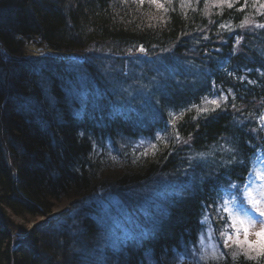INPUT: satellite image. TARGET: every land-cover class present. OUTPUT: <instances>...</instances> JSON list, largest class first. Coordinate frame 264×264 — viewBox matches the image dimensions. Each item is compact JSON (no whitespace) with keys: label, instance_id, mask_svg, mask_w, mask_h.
Wrapping results in <instances>:
<instances>
[{"label":"trees","instance_id":"16d2710c","mask_svg":"<svg viewBox=\"0 0 264 264\" xmlns=\"http://www.w3.org/2000/svg\"><path fill=\"white\" fill-rule=\"evenodd\" d=\"M157 3L0 0V264H173L201 228L222 243L213 199L239 192L264 156V28L246 26L264 24V0ZM32 38L83 58L26 55ZM220 94L215 112L192 107ZM140 141L155 155L115 151ZM65 199L57 220L7 230L25 233ZM219 248L220 264H257Z\"/></svg>","mask_w":264,"mask_h":264},{"label":"snow or ice","instance_id":"6c2138e0","mask_svg":"<svg viewBox=\"0 0 264 264\" xmlns=\"http://www.w3.org/2000/svg\"><path fill=\"white\" fill-rule=\"evenodd\" d=\"M135 2V0H133ZM145 0H139L140 5H143ZM150 4H155L158 8H163V4L157 3V0H148ZM171 2V0H169ZM222 3L227 2V0H221ZM232 3H228V7L231 8ZM261 8H264V3L260 4ZM167 11V9H164ZM240 11L243 8L238 9ZM246 23H253V21H246ZM224 27V25H221ZM243 27V25H241ZM257 28H264V24H256ZM204 39H208L207 36ZM240 37H237L236 43H240ZM138 51L141 53L145 52L143 46H141ZM232 75L231 72L228 73ZM241 81L245 79V77L241 76L239 78ZM249 83H255V81H249ZM231 94V90H230ZM205 101L207 98L205 97ZM221 101L227 102V97L223 94L219 95L218 99H212L207 101L214 107L212 108H199L196 105H192V107L197 108V112L203 115H207L209 112H215L217 108L221 107ZM187 111H191V108L187 109ZM169 115H173L169 113ZM197 117H193L196 119ZM176 117L173 115V120L170 123H174ZM259 122L264 124V115H261L259 118ZM255 131V129H253ZM83 135V133H81ZM157 140L160 139V136L157 135ZM176 142H180L181 138L179 133H176L175 137ZM184 143H188V141H183ZM144 144V141H141V145ZM167 147V145H165ZM152 155H155L156 145L152 144ZM94 151L96 150V146L94 145ZM228 151H234L233 149H228ZM149 155V151L147 148L143 152L135 153V158L133 159V163L141 156ZM202 155V154H201ZM236 163L235 157H232L229 160H225L220 167L228 169L230 165ZM243 164V161H240ZM230 187L235 189H239V185L230 184ZM260 189H264V158H258L257 166L254 169L250 170V175L248 176L247 182L244 185V188L240 190V192L233 191L230 194L229 199H224L222 203L219 200L213 199V204L216 205L215 211L220 220L225 221L223 230L220 231V238L223 240V244L225 248L238 247L240 248V252L232 251L230 253L232 260L235 262L239 259L241 255H243L245 260L250 261H259L261 258H264V220H260V217H264V191ZM256 195H253V193ZM219 193L217 192V196ZM247 201L250 208H246L243 206L244 201ZM213 204H202V208L204 210V215H202L200 219V224L203 226L208 222L209 219V209L213 207ZM258 213V215H254L253 211ZM226 214V215H225ZM260 224L259 231H254L250 233V229H255L256 224ZM155 221L153 220V225ZM229 227H231L232 232L228 231ZM241 232L244 235V239L240 240ZM249 234H253L256 236L255 241H249ZM128 233L125 234V239H127ZM205 229L201 228L200 234L198 235L196 241L186 242L184 245L183 253H177L174 257L173 264H180V262L188 256H191L193 259L191 264H220L221 261L225 259V253L220 250L218 244L213 241L212 238V229H207V240L208 243L205 242ZM189 243H191V247H189Z\"/></svg>","mask_w":264,"mask_h":264},{"label":"rangeland","instance_id":"374dc122","mask_svg":"<svg viewBox=\"0 0 264 264\" xmlns=\"http://www.w3.org/2000/svg\"><path fill=\"white\" fill-rule=\"evenodd\" d=\"M256 24H257V22L254 21L253 23H247L246 26H248V30H249V29H252L254 26H256ZM33 47L34 48H37V51L36 52L33 51V49H32ZM24 52H25L26 55H32V56H39V55H46V54H51L52 55V54H54V52H48V48L41 41H39L38 38H32L31 40L25 41V43H24ZM137 53H141V52L140 51H137ZM75 57L80 58V59L83 58V56H80L78 54L75 55ZM146 144L147 143L144 142V144L141 145V141L138 142V144L137 143H131V146H130V149L129 150H127V151H121V150H117L116 149L115 151L119 155H121L122 157H123V155H127L129 157H135L134 154L135 153H138L139 150H140V148L142 150L144 148V145H146ZM148 156L149 155L144 156V158L145 159H148ZM123 158H125V157H123ZM108 160L110 162H112V163H108V165L114 164L113 162H119V158H116V156L113 155V154L109 156ZM125 163L128 164L129 161L127 160ZM118 167H119V164L117 165V168H115V166H113L112 168L113 169H118ZM260 190L261 191H264L262 189H260ZM69 203H70V199H65L61 203L56 204L55 209L53 210V212L50 215H52V214H54V215L59 214L60 212H62L64 210H67V209L70 210ZM45 219H46L45 217H41V218L38 219V221L41 220V223H42L43 221H45ZM13 222L14 223L15 222L17 223V222H21V221L19 220V218L14 217L12 223H9V224L11 225V224H13ZM36 223H37V221H34V222L29 223L28 225H26V232L25 233L16 231L15 229H13V230L11 229L10 231H12V235L15 238H17L16 237L17 235L20 238H23V237H25L28 234V232L31 230V228L36 225ZM10 228H12V227H10ZM259 229H260V224L257 223L255 229H250V233H252L254 231H259ZM15 238H14V240H15ZM240 238H243L244 239V236H240ZM248 240L249 241H255L256 240V236L253 235V234H249ZM183 264H190V263H183Z\"/></svg>","mask_w":264,"mask_h":264},{"label":"bare ground","instance_id":"6f19581e","mask_svg":"<svg viewBox=\"0 0 264 264\" xmlns=\"http://www.w3.org/2000/svg\"><path fill=\"white\" fill-rule=\"evenodd\" d=\"M33 49V51L34 52H36L37 51V48H32ZM214 93V92H213ZM153 143H150V144H146V145H144V148L140 151V152H143L144 150H145V148H147L148 149V151H149V153L152 151V148H151V145H152ZM101 153L100 152H98L97 153V155H96V157H97V159H100L101 158ZM71 208V207H70ZM69 212V210L67 209L65 212H62V213H59L58 214V217L60 218V217H62L63 215H65L66 213H68ZM52 215H54V214H52ZM42 220V219H41ZM41 220L40 221H38L37 220V223H36V225H38L39 223H41ZM35 225V226H36ZM10 229L11 228H7V230H9L10 231ZM17 238L19 237L18 235L16 236ZM20 238V237H19Z\"/></svg>","mask_w":264,"mask_h":264},{"label":"water","instance_id":"95a60500","mask_svg":"<svg viewBox=\"0 0 264 264\" xmlns=\"http://www.w3.org/2000/svg\"><path fill=\"white\" fill-rule=\"evenodd\" d=\"M62 213V212H61ZM56 218H58V215L57 216H53V217H51L50 219H49V221H51V220H53V219H56Z\"/></svg>","mask_w":264,"mask_h":264}]
</instances>
